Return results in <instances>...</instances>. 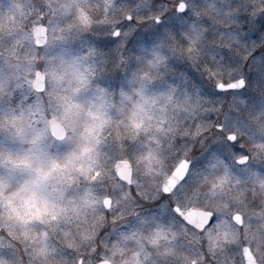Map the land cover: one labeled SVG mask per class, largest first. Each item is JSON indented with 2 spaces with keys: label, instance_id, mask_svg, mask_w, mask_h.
Returning <instances> with one entry per match:
<instances>
[{
  "label": "snow or ice",
  "instance_id": "snow-or-ice-1",
  "mask_svg": "<svg viewBox=\"0 0 264 264\" xmlns=\"http://www.w3.org/2000/svg\"><path fill=\"white\" fill-rule=\"evenodd\" d=\"M23 7L0 35V264H264V227L232 238L264 220V0Z\"/></svg>",
  "mask_w": 264,
  "mask_h": 264
},
{
  "label": "rangeland",
  "instance_id": "rangeland-1",
  "mask_svg": "<svg viewBox=\"0 0 264 264\" xmlns=\"http://www.w3.org/2000/svg\"><path fill=\"white\" fill-rule=\"evenodd\" d=\"M28 2L29 0H0V35L6 34L21 26V24L23 23L22 17L26 18L28 15V10L23 6ZM70 46L73 49L79 47L78 43L76 42H72ZM258 54L259 53L257 52V55ZM125 55H132V53L126 52ZM132 64L134 66L135 62L133 61ZM177 69L179 71H190V69H188L184 65L179 64L177 65ZM104 82L107 83V80H105ZM2 139L3 137H0V140ZM202 150L203 149L201 148V146L197 144L196 152L194 154L199 155ZM110 183L111 180L109 179V184ZM145 207H154V205L145 204ZM192 207H196L195 204H193ZM258 226L264 227V220H260L259 222L253 220L252 231H245L243 234H233L232 238L237 241H240L242 239L250 240L257 235L256 228ZM221 264H243L241 251L238 250L234 255L229 254L226 258H221Z\"/></svg>",
  "mask_w": 264,
  "mask_h": 264
},
{
  "label": "water",
  "instance_id": "water-1",
  "mask_svg": "<svg viewBox=\"0 0 264 264\" xmlns=\"http://www.w3.org/2000/svg\"><path fill=\"white\" fill-rule=\"evenodd\" d=\"M38 31V30H37ZM117 171H123L125 175H127V169L125 167V165L123 163L117 164ZM184 214L190 219L193 220L195 222H201V210L197 209V208H191L188 209L186 212H184ZM242 254V258L244 257V253L241 252ZM244 261V259H243ZM249 264H251V259L249 258Z\"/></svg>",
  "mask_w": 264,
  "mask_h": 264
},
{
  "label": "flooded vegetation",
  "instance_id": "flooded-vegetation-1",
  "mask_svg": "<svg viewBox=\"0 0 264 264\" xmlns=\"http://www.w3.org/2000/svg\"><path fill=\"white\" fill-rule=\"evenodd\" d=\"M191 208H197V207H191ZM191 208H189V209H191ZM197 209H198V208H197ZM186 211H187V210H186ZM186 211H185V212H186ZM242 260H243V259H242ZM243 264H244V263H243Z\"/></svg>",
  "mask_w": 264,
  "mask_h": 264
}]
</instances>
